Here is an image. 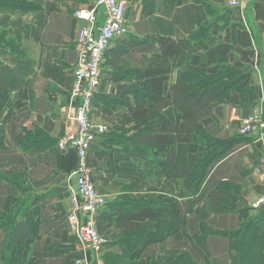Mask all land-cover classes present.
<instances>
[{"label": "crops", "instance_id": "obj_1", "mask_svg": "<svg viewBox=\"0 0 264 264\" xmlns=\"http://www.w3.org/2000/svg\"><path fill=\"white\" fill-rule=\"evenodd\" d=\"M27 1V8H0V30L17 44L12 52L0 47V92L12 99L8 113L0 118V136L6 146L0 149V210L13 208L26 187L35 193L30 201L37 208V233L25 242L26 255L34 250L32 264H116L108 258L124 254L123 261L128 264H260L264 259V212L254 209L252 203L264 193V184L254 172V166L264 161V139L256 134L243 136L238 129L251 114L264 118V0H245V6L235 10L227 7L226 0H124L128 30L106 53V72L97 95L109 92L114 96L119 84L135 81L132 74L121 73L113 65V50L129 45L125 67L143 68L161 52L159 36L189 38L202 31L212 38L207 51L208 47L196 40L197 53L184 52L171 64L164 93L183 78L188 65L211 73L225 61L251 75L250 85L215 104L190 142L176 146L190 166L204 160L207 153L212 155L198 194H192L191 178L177 184L150 160L135 159L105 142V135L93 144L90 164L97 190L107 200L101 216L125 200H151L162 205L168 215L186 218L185 226L171 229L165 239L158 242L155 236L148 245H139L133 259L123 249L125 239L119 238L123 228H108L103 233L107 242L96 255L79 241L67 222L69 174L77 165V155L73 148H58L57 140L75 129L71 120L75 102L70 92L77 61L76 37L83 21L75 18L74 12L96 0ZM214 50L216 61L208 66L207 52ZM25 91L27 103L18 108L16 101ZM134 107L133 96L127 95L124 104L111 108L113 113L108 118L114 121V114L129 113ZM164 114L172 122H182L173 106L165 108ZM102 119L94 104L92 120L101 123ZM34 127L46 136L47 145L38 140L32 145L25 143V133ZM214 140L224 144L209 146L207 142ZM137 170L147 177L137 175ZM5 171L20 175L21 181L8 180L2 176ZM221 182L237 187V207L244 209L243 213H215L205 207L208 193ZM206 210L209 215L203 217ZM28 219L31 215H24L15 224ZM143 226L147 233L157 230V224L150 220ZM9 234L10 229L0 226V264H7L3 248H8L9 254L14 252L15 243L10 246ZM57 247L68 252L51 254L50 250ZM252 250L257 259L251 260Z\"/></svg>", "mask_w": 264, "mask_h": 264}, {"label": "trees", "instance_id": "obj_2", "mask_svg": "<svg viewBox=\"0 0 264 264\" xmlns=\"http://www.w3.org/2000/svg\"><path fill=\"white\" fill-rule=\"evenodd\" d=\"M10 1L0 0V8L12 7ZM196 36L197 34L189 38L177 39L157 37L161 52L154 61L143 68L128 69L125 67L124 57L129 51V45L126 44L113 50V65L118 66L121 73L132 74L135 81L119 84L117 93L108 98L112 104H124L126 96L132 95L135 101V107L131 112H118L113 115L118 120L130 122L125 124L128 125V129L122 132V135L127 137V141L122 145L121 150L135 159L150 160L155 163L166 177L174 179L177 184L185 177L191 178L194 183L192 194L202 191L209 171L210 160L207 162L200 160L190 166L185 154L176 151V146L180 143H188L193 139L196 131L201 127V121L212 114L215 104L224 101L231 93L243 90L251 83L250 73H244L243 70L235 68L225 61L216 66L211 73L204 68L188 65L184 69L183 78L170 84L168 92L164 93L163 88L165 82L169 80L171 64L184 52H198L195 47ZM206 37L209 40L212 39L209 35ZM200 42L206 46L203 41ZM207 54V65L211 66L216 61V50L207 52ZM127 75L120 77L131 78ZM2 94L9 96L11 103V96L0 92V97ZM99 96L95 97L94 103ZM26 103L27 93L25 91L16 101L15 106L20 108ZM169 106L175 107L180 112L181 123L172 122L165 116L164 109ZM112 113L110 112V114ZM111 137L108 135V140ZM162 153H166L165 158L161 157ZM136 173L140 177H147L140 170H137ZM236 188L231 182L219 183L208 193L205 207L208 206L215 213H228L236 210L243 213L244 209L237 207L236 200L239 197ZM101 211L98 223L100 233L103 234L112 226L123 228V232L126 234V239L124 238L126 247L123 249H127L131 259L138 255L135 249L139 245H148L152 242V237L155 236L159 242L167 237L171 229L181 228L186 224L184 216L168 215L162 205L159 203L155 205L151 200H125L110 206L102 216ZM206 215H209L208 210L203 217ZM147 220L157 224L155 233L144 231L143 223ZM33 222L35 221L28 219L25 222L18 221L11 226L8 241L10 246L15 243V251L13 254L5 255L8 264H25L27 253L25 242L35 234V223L33 224ZM113 257L112 261L115 263L119 260L123 261L125 254L121 258L120 256ZM235 262L237 263V261ZM260 264H264V259Z\"/></svg>", "mask_w": 264, "mask_h": 264}, {"label": "built area", "instance_id": "obj_3", "mask_svg": "<svg viewBox=\"0 0 264 264\" xmlns=\"http://www.w3.org/2000/svg\"><path fill=\"white\" fill-rule=\"evenodd\" d=\"M226 5L235 10L244 7L245 0H226ZM125 14L124 0H96L75 10V18L83 21L76 37L77 61L70 92L75 102L71 117L75 129L57 140L58 148H73L77 155V165L69 174L71 204L67 222L79 241L96 255L107 242L98 226L100 210L107 200L97 190L90 155L93 144L106 135L107 126L95 123L92 115L94 99L103 79L106 53L128 30ZM238 132L243 136L256 134L264 139L263 116L251 114L242 121ZM254 172L264 184V161L254 166ZM252 207L264 211V193L252 203Z\"/></svg>", "mask_w": 264, "mask_h": 264}, {"label": "rangeland", "instance_id": "obj_4", "mask_svg": "<svg viewBox=\"0 0 264 264\" xmlns=\"http://www.w3.org/2000/svg\"><path fill=\"white\" fill-rule=\"evenodd\" d=\"M29 2L27 0H11L10 4L12 7H28L27 4ZM218 15V13H217ZM208 32H200L197 37L196 40L197 41H203L205 43L206 46H204L205 48H209V46H211V40H209L206 36H208ZM0 46L7 48L10 52L12 51H16L17 50V44L15 42V40H13L11 38L10 35H8L7 33H4L0 30ZM105 65V64H104ZM106 66H103V69ZM106 70V68H105ZM106 72V71H103ZM111 95L109 94V92H107L106 94L100 95L96 100H95V109H97L102 115H103V119L101 122V124H104L107 126V133L104 137V141L105 142H109V144L115 148H122L123 144H126L125 142L127 141L126 138L124 137L122 134V132H124L126 129H128V125L125 124H129L130 122L128 120H118L116 119V117H113L114 121H111L110 118H108V114H110L111 112V108L116 105V104H112L111 100L108 99L110 98ZM9 96H7L6 94H2V97H0V118H2L3 116H5L8 111H9V106H10V102H9ZM131 133V132H130ZM129 133V134H130ZM127 134V135H129ZM108 135L112 136L110 138V140H108ZM24 139H25V143L28 145H32V143H34L33 140H38L40 141L41 144H43L42 142H44V144H48L47 138L46 136L41 133V131L34 127L30 132H26L24 135ZM107 140V141H106ZM21 141H23V137H21ZM209 146H216L217 143H220L221 145H223L224 143L222 141L220 142H216L214 141H208L207 142ZM43 144V145H44ZM43 145H40L41 147ZM5 141L3 139V136H0V149H5ZM28 147V146H27ZM41 149V148H40ZM212 157V155L210 153H207L204 156V161L207 162L210 160V158ZM6 172V171H5ZM4 174V173H1ZM4 177H6L8 180H12V181H21V176L20 175H13L11 172H6V174L2 175ZM18 187L21 186V184L19 185L18 183H16ZM24 189V188H23ZM35 196V193L28 187L25 188L24 194H19V198L15 204V206L11 209H4V210H0V226L2 227H7L8 229L11 228V226L15 223V221H17L20 218H23L24 215H31V219L35 222H33V224L35 223V233H37V228H38V218H36V206H34L31 201H33ZM31 200V201H30ZM37 220V221H36ZM126 234H124V232L122 234L119 235L120 239L125 238L126 239ZM254 248V246H253ZM62 248H52L50 250V253L53 254L54 252H63L66 253L68 252V250H61ZM15 251V250H14ZM33 249H31V254L26 255L24 263L25 264H32L34 262V256L35 254L33 253ZM9 249L8 248H3V255L5 257V255H9ZM253 254V255H252ZM6 259V258H5ZM112 259L114 258H108V261L111 262ZM252 259H257L255 254H254V250H252L251 253V260ZM21 262H23V260H21ZM116 264H128L127 261H123V262H115ZM154 264V262H152ZM8 264V262H7ZM250 264H252V262H250Z\"/></svg>", "mask_w": 264, "mask_h": 264}, {"label": "water", "instance_id": "obj_5", "mask_svg": "<svg viewBox=\"0 0 264 264\" xmlns=\"http://www.w3.org/2000/svg\"><path fill=\"white\" fill-rule=\"evenodd\" d=\"M263 114H264V107H263Z\"/></svg>", "mask_w": 264, "mask_h": 264}]
</instances>
